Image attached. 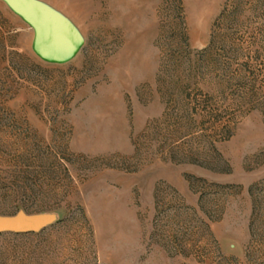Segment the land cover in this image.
I'll list each match as a JSON object with an SVG mask.
<instances>
[{
    "label": "rangeland",
    "instance_id": "1",
    "mask_svg": "<svg viewBox=\"0 0 264 264\" xmlns=\"http://www.w3.org/2000/svg\"><path fill=\"white\" fill-rule=\"evenodd\" d=\"M84 38L30 50L0 2V264H264V0H43Z\"/></svg>",
    "mask_w": 264,
    "mask_h": 264
},
{
    "label": "water",
    "instance_id": "2",
    "mask_svg": "<svg viewBox=\"0 0 264 264\" xmlns=\"http://www.w3.org/2000/svg\"><path fill=\"white\" fill-rule=\"evenodd\" d=\"M31 31L29 47L41 61L63 64L81 49L84 38L74 23L43 0H0ZM57 220L54 212L0 214V233H37Z\"/></svg>",
    "mask_w": 264,
    "mask_h": 264
}]
</instances>
